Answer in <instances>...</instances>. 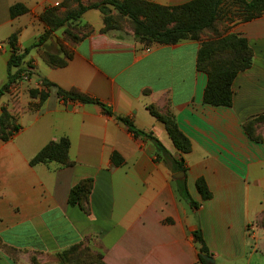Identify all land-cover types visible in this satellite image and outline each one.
<instances>
[{"label":"crops","instance_id":"0c3cea01","mask_svg":"<svg viewBox=\"0 0 264 264\" xmlns=\"http://www.w3.org/2000/svg\"><path fill=\"white\" fill-rule=\"evenodd\" d=\"M63 1L0 0V88L13 53L9 37L18 31L20 51L31 47L48 27L41 15ZM148 1L170 7L192 0ZM16 3L28 11L12 18ZM81 21L82 38L69 42L72 57L65 66L43 56L61 55L60 28L13 68L32 65L30 78L0 96V115L5 108L18 127L10 139L0 136V264H60L59 254L78 244L103 254L106 264H192L200 254L197 230L216 264H264V119L250 126L259 139L245 126L264 115V14L233 22L227 33L245 37L253 51L251 65L233 81L231 106L203 101L208 75L198 68L202 40L147 44L133 30L105 31L99 9L87 10ZM57 87L98 98L131 118L184 169L159 157L156 144L99 104L64 100ZM32 89L47 91V98L33 97ZM149 106L175 119L190 139L189 152L177 149ZM61 137L70 140L72 165L30 164ZM88 178V200L70 204L71 189ZM199 178L211 198L202 199ZM184 184L198 207L181 193Z\"/></svg>","mask_w":264,"mask_h":264},{"label":"trees","instance_id":"16d2710c","mask_svg":"<svg viewBox=\"0 0 264 264\" xmlns=\"http://www.w3.org/2000/svg\"><path fill=\"white\" fill-rule=\"evenodd\" d=\"M238 6L237 17L240 21H249L264 14V0H230ZM224 0H192L179 6H162L148 0H95L84 2L83 0H64L59 5L47 9L42 15V20L47 24V29L40 35L39 39L31 46L23 51L18 48V34L14 32L9 41L13 47V53L8 61V78L0 88V96L10 87L12 83L21 79L23 69L13 72V68L21 66L23 59L28 51L35 46L42 45L47 41L53 33L60 29L67 22H70L72 31L69 39L78 41L82 38L84 25L81 16L90 9H99L104 14L105 31L111 29H123L121 21L128 19L135 32V35L144 40L147 44L153 42L161 44H174L184 39L194 38L202 40V46L198 53V68L205 71L208 75V82L205 88L203 101L206 104L215 106H231L233 103V81L236 75L248 68L252 63L253 51L245 37L231 33L214 43V48L210 41L203 39L200 33L206 29L212 28L218 18L222 15V4ZM65 8L64 10H61ZM28 11L23 3H16L11 6L10 14L12 18H16ZM178 13L183 17L175 21L172 26L157 28L149 24L147 19L153 14L152 19H160L162 16L171 17L172 14ZM149 16V17H148ZM117 18V19H116ZM84 35V34H83ZM60 40V53L54 54L44 52L45 60L53 66H65L72 57L71 51L63 49ZM45 86H56L50 81L43 80ZM58 95L64 100L79 101L82 103L99 104L104 112L115 116L119 121L126 124L136 136H144L158 146L162 154L159 157L172 161L177 165V169H184L176 158L168 153L161 141L143 130H139L131 118L116 115L104 102L98 98L78 92L76 90H65L57 87ZM31 95L45 100L48 92L44 90L32 89ZM151 112L160 120L166 123L168 131L178 150L187 153L191 149V142L188 136L178 127L177 122L171 116H165L159 111L149 106ZM264 119L261 115L248 122L245 126L250 131V126ZM10 128V129H9ZM18 130L15 118L5 108L0 115V136L3 140H8L14 132ZM250 134V135H251ZM252 136V135H251ZM259 139L256 136H252ZM70 140L68 137H61L58 141L47 143L40 151L30 160L31 165L39 163H49L52 161L61 163L62 165H72L73 162L69 158ZM113 160L120 163L122 160L118 153L113 154ZM183 160V159H182ZM93 179H83L76 184L70 191L69 203L72 205L83 204L88 200V196L92 190ZM197 189L202 195V199L211 198V192L204 178L197 180ZM183 196L190 201L193 207H198L200 202L194 201L184 184L181 188ZM196 241L199 244V259L192 264H216L209 263L204 255H213L207 247L203 235L200 230L194 232ZM33 261L37 262L33 258ZM60 264H106L103 260V254L91 252L88 248H82L81 244L70 247L59 254Z\"/></svg>","mask_w":264,"mask_h":264},{"label":"rangeland","instance_id":"374dc122","mask_svg":"<svg viewBox=\"0 0 264 264\" xmlns=\"http://www.w3.org/2000/svg\"><path fill=\"white\" fill-rule=\"evenodd\" d=\"M222 9H223L222 15L218 18L216 24L212 28L206 29L200 33V36L203 39L210 41L212 43L211 45L213 47L211 48H214L215 42H218L219 40H221L223 37L227 35V33L229 32L231 28V24L233 22L240 21L236 15L238 6L234 2L230 0H224L222 4ZM149 16L152 17L153 14H149ZM151 17L147 19L149 24H152L153 26L157 28H164V27L172 26L173 24H175V21L180 20L183 16L178 13H174L172 14L171 17L162 16L160 19H152ZM121 23L124 26L123 27L124 30L134 29L131 22L128 19H123ZM72 24H70V22H67L65 25L61 27V39H60L62 42L61 46L63 49H66L68 51H71V45L69 42L72 40L69 39V37L72 31V27H71Z\"/></svg>","mask_w":264,"mask_h":264},{"label":"built area","instance_id":"2783aa9c","mask_svg":"<svg viewBox=\"0 0 264 264\" xmlns=\"http://www.w3.org/2000/svg\"><path fill=\"white\" fill-rule=\"evenodd\" d=\"M32 75V65H29L26 69L21 74V80H28L30 76ZM248 231L250 235H254L255 233V228L253 225H250L248 227Z\"/></svg>","mask_w":264,"mask_h":264},{"label":"water","instance_id":"95a60500","mask_svg":"<svg viewBox=\"0 0 264 264\" xmlns=\"http://www.w3.org/2000/svg\"><path fill=\"white\" fill-rule=\"evenodd\" d=\"M204 258L206 259L207 262L209 263H215V259L211 255H204Z\"/></svg>","mask_w":264,"mask_h":264}]
</instances>
